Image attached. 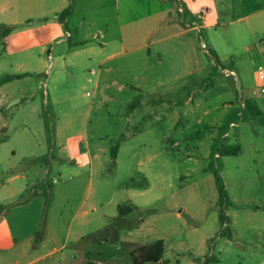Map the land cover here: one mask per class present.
Masks as SVG:
<instances>
[{
  "label": "rangeland",
  "instance_id": "obj_1",
  "mask_svg": "<svg viewBox=\"0 0 264 264\" xmlns=\"http://www.w3.org/2000/svg\"><path fill=\"white\" fill-rule=\"evenodd\" d=\"M140 1V15L155 13L162 7L174 8L172 12L178 20L183 17V21H190L191 12L179 13L177 0H169L167 4L153 3L157 0ZM231 2L233 0H221L224 21L230 20ZM77 14L68 23L70 28L79 22ZM211 18L215 19L214 9L206 5L203 12L197 13V25L203 26ZM154 22L155 16H148L139 23L127 24L125 32L136 29L138 33L135 39L126 40L127 47L149 44L148 33ZM214 23L211 28L200 29L203 54L200 60L205 69L184 81L174 79L166 89L152 90L150 73L142 71L139 81L143 88L136 91L128 87L120 93L115 86L101 89L96 96L94 84L86 83L87 74L77 66L69 67L73 79L66 72L54 75L53 83L56 82L58 88L51 90L49 82V100H45L46 78L40 73L13 83L12 90L22 93L17 97H26L21 105L15 106L14 123L21 119L26 122L24 139L30 140L27 149L18 150L14 161H23L25 157L24 161L30 162V176L34 174V182L40 184L34 189H39L45 197L46 224L40 242L47 248L61 246L69 239L66 252L74 246L88 247L92 264H134L132 255L127 254L125 241L147 245L163 239L166 245L163 264H191L192 260L194 264H264V125L249 113L243 120L244 107L240 102L243 95L250 96L264 112V94H255L258 92L256 73L259 66H264V56L258 53V48L251 47L255 43L260 45L264 34L257 32L248 39L235 28L219 26L216 19ZM103 24L104 19L97 18V27L103 28ZM100 41L99 36L90 44L98 48ZM107 49L110 53L122 51L120 46ZM140 50L141 63H137L144 68L150 66L156 59V46ZM148 50L152 58H148ZM214 50L221 59L220 65L210 57ZM101 59L102 56L98 60ZM129 60L123 55L106 66L128 65ZM10 74L13 72L6 75ZM167 75L175 77L176 74ZM66 95H75L76 99L69 101ZM32 96L39 104L38 112H35ZM106 97H114L115 101L107 105ZM160 97L171 101L172 111H168L167 118L158 124L142 119L155 108L151 102ZM135 102L140 104L133 108ZM132 111L138 120L129 124L126 117ZM68 115L73 117V122L64 127L65 135L86 131L90 141L106 148V153L101 155H105L103 158L108 159V163L94 168L89 193V168L77 170L59 150L64 140L59 134L56 136V129L66 123ZM122 117L125 121L120 120ZM229 119L235 123L228 128V142L240 144L241 152L237 156L217 157L214 154L217 138ZM135 124L142 125L140 133L133 131ZM147 124L156 125L155 131L148 134ZM15 130L11 126L13 139L2 146L8 151L0 150V161L2 157L8 159L17 135ZM34 132L37 135H33ZM116 145L122 146L117 164L109 152ZM92 149L94 154V147ZM218 171L227 192L224 205L219 201L216 185ZM133 180L145 184L144 188L136 189L150 186V190L141 195L144 197L134 198L132 214L121 216L116 205L127 208L132 197L131 193L123 192L122 187ZM34 189L31 186L21 196L28 197ZM87 195L86 209L91 211L90 218L101 213L108 217L102 222H92L81 234L83 239L71 245L76 242L77 233L68 235V225ZM222 211L226 217L223 225L220 222ZM138 225L140 229L136 228ZM105 226L107 229L102 230Z\"/></svg>",
  "mask_w": 264,
  "mask_h": 264
},
{
  "label": "crops",
  "instance_id": "obj_2",
  "mask_svg": "<svg viewBox=\"0 0 264 264\" xmlns=\"http://www.w3.org/2000/svg\"><path fill=\"white\" fill-rule=\"evenodd\" d=\"M158 1L161 4L169 2V0H157L153 3ZM208 1L210 0L201 2L199 0H177L180 5L179 13L191 12L190 21L187 23L183 21V17L178 20L173 15L174 8L162 7L155 13L140 15L138 13L141 7L139 4L142 2L140 0L138 2H133V0H0V150L2 152L8 151L2 146L13 139L10 133L11 126L15 127L14 134H17L15 143L9 150L8 159L4 160V157L1 156L0 161V264H92L93 259L91 255H88L90 250L88 247L74 246L73 249L66 252L69 239L61 246L54 245L49 248L40 242V234L46 224L45 197L39 189H34L40 184L34 182V174L33 177L30 176L28 167L30 162L24 161L25 157L23 161H14L18 150L27 149L30 140L25 141L24 139L27 132L24 128L26 122L21 119L18 120V123H14L16 121L15 106L21 105L26 97L24 95L17 97V94L22 93L12 90L13 83L29 79L40 73L46 78L45 100H49L51 90L58 88V84L53 83L54 75L66 72L73 79L69 67L77 66L87 74L84 77L86 83L94 84L96 96L99 95L101 89L106 90L115 86L120 93L128 87L136 91L143 88L139 81L141 78L139 72L142 71L150 73L152 90L164 89L174 79L184 81L194 73L205 69L200 60V56H203L199 40L200 29L204 26L213 27L215 19L217 24H220L219 26L235 28L238 34L248 39L257 32L264 34V0H233L228 9L230 20L227 21L223 20L221 0L207 3ZM70 5L73 6V9L65 27L60 20V14ZM206 5L214 9L215 19H208L203 26L197 25V13L203 12ZM77 12L80 20L75 27L70 28L68 23L72 21ZM137 14L139 16L136 17ZM148 16H155L154 26L148 33L150 43L127 47L126 40L135 39L138 33L136 29L125 32V26L139 23L142 18ZM99 17L104 19L103 28L96 25V20ZM99 36L102 41L97 48L92 44ZM152 45L156 46L155 61L150 66L146 65L145 68L140 67L138 64L141 63L140 49H149ZM109 46H116V48L120 46L122 51L110 53L107 51ZM251 47L258 48V53L264 56V39L260 45L255 43ZM213 52L218 58L217 64L220 65L222 62L218 53L215 50ZM147 54L148 58H152L151 51L148 50ZM123 55L130 59L128 65L121 63L114 67L106 66V63L121 58ZM101 56L102 59L98 60ZM80 58L83 59L79 61ZM223 71L226 72V69ZM9 72H13V74L6 75ZM167 74L176 75L169 77ZM49 82L52 84L51 90H49ZM256 82L257 94L261 95L262 93L259 92L261 81L257 73ZM53 94L54 101L57 102L55 92ZM66 99L71 101L76 99V96L66 95ZM247 99L257 103L254 98L243 95L240 99L241 107H244V102ZM31 101L32 104L35 103L34 96L31 97ZM114 101V97H106L107 105ZM140 102L137 104L135 102L133 108ZM151 103L155 108L144 114L142 119L153 122V124L163 121L164 118H167L168 111H172L171 101L168 102L161 97ZM38 105L34 104L35 112H38ZM162 105H165L164 108L161 107ZM92 108L93 105L87 111V118ZM133 115L134 111L126 117L129 124L138 120ZM122 119L125 121V117L120 120ZM58 122H61V119H58ZM72 122L73 117L68 115L66 123L56 129V136L59 134V138L64 140L59 150L63 151L65 158L74 164L77 170L82 171L84 168H89V193L92 189L94 168L96 166L102 168L108 163V159L104 160L103 158L105 155H101L106 153V148L100 143L90 141L86 131L65 135L64 127L69 126ZM155 126L147 124V133L154 132ZM141 129H143L141 124L133 126L134 132L140 133ZM33 135H37V133L34 132ZM33 143L38 145L40 141H33ZM92 147H94V154H92ZM52 148L51 151H54L55 146ZM121 149V145L110 148L111 157L112 154H116V164ZM139 163L142 164V162ZM36 174H39L38 170H36ZM31 186L34 189L32 194L27 195L28 197L21 196L25 195ZM144 186L145 184H137L133 180L132 183L124 184L122 187L123 192L131 193L132 197L127 204L133 208L132 211L135 208L133 206L134 198L144 197L141 195L150 190V186L148 189H136L144 188ZM88 199L87 195L68 225V235L71 232L77 233L76 242L71 245H75L83 239L81 234H84V230L92 222L95 220L102 222L104 217H108L106 213H101L96 218H90L91 211L86 209ZM121 206L123 205H116L118 211ZM96 210L97 208H94V212H97ZM132 211L127 215L132 214ZM177 217L179 218L180 214ZM141 221L145 222V220ZM106 227H103L102 230L107 229ZM136 228L140 229V226L138 225ZM162 241L164 242L163 239ZM125 243H127L126 250L129 251L127 252L129 255L135 246L139 245L127 241ZM165 246L164 242L163 256L166 254ZM163 263L165 260L162 257L158 264ZM190 263L194 264L195 260Z\"/></svg>",
  "mask_w": 264,
  "mask_h": 264
},
{
  "label": "trees",
  "instance_id": "obj_3",
  "mask_svg": "<svg viewBox=\"0 0 264 264\" xmlns=\"http://www.w3.org/2000/svg\"><path fill=\"white\" fill-rule=\"evenodd\" d=\"M73 9V6L70 5L66 10H64L60 14V20L63 25L67 24V19L70 16V13ZM210 57L215 60V63L217 64L218 58L214 52H210ZM18 77V76H16ZM249 113L252 115L255 119L259 121L262 125H264V112L259 108L258 104L251 100L247 99L244 102V110L242 119L246 120V114ZM235 121L233 119H229L226 125L220 130L219 136L217 138V143L214 148V154L218 156H237L241 152V145L236 144H229L227 133L228 128L234 125ZM112 158H116V154H112ZM216 179V185L219 192V201L221 205H224L227 202V192L225 188L224 181L220 175V172H216L215 174ZM128 205V204H127ZM131 206H127V208H123L121 206L119 208L120 215L125 216L128 213L132 211ZM226 220L224 211L220 214V222L221 225L224 224ZM164 254V242L162 240H158L150 245L146 246H136L134 250L132 251L131 255L134 258V264H158V262L161 260Z\"/></svg>",
  "mask_w": 264,
  "mask_h": 264
},
{
  "label": "built area",
  "instance_id": "obj_4",
  "mask_svg": "<svg viewBox=\"0 0 264 264\" xmlns=\"http://www.w3.org/2000/svg\"><path fill=\"white\" fill-rule=\"evenodd\" d=\"M257 76L259 80L261 81L260 87H259V92L264 94V66H259L257 69ZM257 94V92H255Z\"/></svg>",
  "mask_w": 264,
  "mask_h": 264
}]
</instances>
